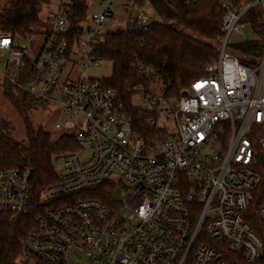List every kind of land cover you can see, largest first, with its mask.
Listing matches in <instances>:
<instances>
[{"label": "built area", "instance_id": "2783aa9c", "mask_svg": "<svg viewBox=\"0 0 264 264\" xmlns=\"http://www.w3.org/2000/svg\"><path fill=\"white\" fill-rule=\"evenodd\" d=\"M68 2L49 17L46 42L29 58L24 82L20 71L31 49L0 33L11 67L6 78L41 102L60 103L74 126L56 127L78 143L54 157L58 180L41 192L45 207L21 240L17 263L230 264L225 250L258 261L264 240L246 213L260 185L255 145L264 147V0H220L217 60L180 97L140 95L147 135L135 131L104 79L81 70L102 60L94 48L108 33L112 0H101L102 10L80 23L73 41ZM137 18L150 24L142 12ZM249 40L262 44V55L248 64L233 51ZM33 192L29 167L0 165V212H32ZM259 214L264 221V197Z\"/></svg>", "mask_w": 264, "mask_h": 264}, {"label": "trees", "instance_id": "16d2710c", "mask_svg": "<svg viewBox=\"0 0 264 264\" xmlns=\"http://www.w3.org/2000/svg\"><path fill=\"white\" fill-rule=\"evenodd\" d=\"M51 0H0V33L12 34L15 40L40 31L50 30L49 18L41 12ZM131 7L151 5L159 16L147 27L140 26L133 8L125 10V19L114 26L103 41L94 48V55L112 63V73L104 78L123 102V110L132 118L135 131L147 135L145 112L134 103L137 95L159 94L164 99L180 97L191 83L206 74L208 64L217 60L221 26L225 11L220 0H126ZM66 6L69 38L78 36V28L88 17V0H70ZM256 16H253L254 20ZM233 52L245 63H252L262 55V44L254 40L235 44ZM31 71L25 58L20 71L24 82ZM2 93L23 118L25 138L13 133L7 120L0 121V165L26 166L32 170V212L12 216L0 212V244L3 255L0 264H18L23 253L21 240L33 227L37 215L45 206L39 202L41 192L58 180L54 157L78 148L74 134L64 132L54 138L42 126H35L28 112L44 103L12 83L3 84ZM253 167L260 174V185L254 190L255 199L246 213L252 228L264 240V221L259 210L264 197V147L255 145ZM98 195L105 199L106 191ZM46 205V204H45ZM230 264H264V249L260 259L250 262L244 253L224 251Z\"/></svg>", "mask_w": 264, "mask_h": 264}, {"label": "rangeland", "instance_id": "374dc122", "mask_svg": "<svg viewBox=\"0 0 264 264\" xmlns=\"http://www.w3.org/2000/svg\"><path fill=\"white\" fill-rule=\"evenodd\" d=\"M68 0H51L49 3L45 4L42 12L41 18L43 20H48V18L59 10L61 3ZM89 10L88 14H93L95 12H100L102 7L100 5L101 0H88ZM114 17L110 18L104 25V31L110 32L117 24L122 25V21L125 19V10L133 8L134 14L137 16L138 13H143L148 19L149 23L155 20H159V16L155 9L147 4L144 7H131L126 0H112ZM122 22V23H121ZM46 34L40 31L35 34L31 39L28 38H18L17 43L19 46L29 45L30 51L27 53V57L32 59L33 56H38L46 42ZM77 60L88 64V58L81 59L79 55L76 56ZM8 52H0V121L7 120L13 126L14 135L19 138H25V124L23 118L18 114V112L10 105L7 99L2 93L3 84L7 81L6 74H10L11 67L8 66ZM82 67V66H81ZM88 76L97 77L100 79L108 78L112 73V63L110 61L101 60L98 65L90 63L81 69ZM41 102V101H40ZM44 103V102H42ZM134 103L138 106H144V100L140 95L135 96ZM174 104L172 103V106ZM29 119L35 126H42L46 131H48L54 138L59 137L61 134L66 132L64 129H58L56 127L57 123H60L63 127L74 126L72 119L73 115L67 113L60 103H44L38 108H32L28 112ZM79 118L76 123H79ZM174 126L172 123L169 125V130H173Z\"/></svg>", "mask_w": 264, "mask_h": 264}, {"label": "water", "instance_id": "95a60500", "mask_svg": "<svg viewBox=\"0 0 264 264\" xmlns=\"http://www.w3.org/2000/svg\"><path fill=\"white\" fill-rule=\"evenodd\" d=\"M186 93H187V91H184V92H183V94H186Z\"/></svg>", "mask_w": 264, "mask_h": 264}]
</instances>
